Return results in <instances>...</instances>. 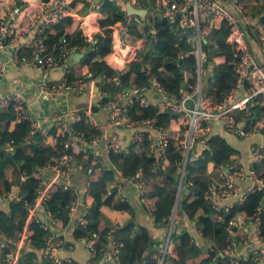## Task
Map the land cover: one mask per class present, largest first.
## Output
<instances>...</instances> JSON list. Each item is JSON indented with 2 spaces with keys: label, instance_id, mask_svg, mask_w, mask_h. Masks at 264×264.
I'll return each instance as SVG.
<instances>
[{
  "label": "built area",
  "instance_id": "obj_1",
  "mask_svg": "<svg viewBox=\"0 0 264 264\" xmlns=\"http://www.w3.org/2000/svg\"><path fill=\"white\" fill-rule=\"evenodd\" d=\"M4 1L0 0V3ZM14 1L8 11L0 14L6 15L4 18H0V48L5 45L7 40L14 44L10 56L7 59L0 60V79L5 74L9 64H31L43 73V78L39 82V90L46 97L50 94L83 93L87 89L90 79L95 77L91 70L74 79H70L69 75H63L59 79L49 80L46 76L50 69L59 66L67 67L68 59L71 57V50L76 48V46L69 48L65 45L68 42L66 33L59 37L58 44L54 46L52 51H47L48 48L45 43L44 32L49 29L53 22L59 21L65 15H68L69 5L66 0H53L51 2L48 0H22L25 2L23 5L20 0ZM229 1H158V6L164 14H177L180 12L183 15H187L186 17H192L193 19L196 32L192 49L195 57V84L192 91H186L182 98L175 100L168 89L160 83L159 79L146 69V82L138 83L132 81L128 86L121 87L115 94L108 95V98L104 101L103 98L107 94L102 91L103 94L99 103L107 109L109 123L128 128L139 127L131 138V144H144L148 133L142 128L143 125H149L158 131L156 142L153 143V146L156 147L157 155L165 157L170 144L171 138L167 128L156 125L154 119H136L130 114V109L134 104L138 103L143 106L149 103L148 94L150 91L158 95V99L153 103L156 107L162 110H170L180 117L182 129L176 144L185 157L188 156L196 139L210 134L215 121H219L225 130L239 138L264 133V110L254 118H251V111L249 110L250 103L253 100L258 98L264 100V65L257 61L246 42L247 13L244 9V4L236 1L234 7L230 8ZM30 10L32 11L31 13ZM23 14L35 15L30 19L28 28H34L38 32L36 37L30 41H25L23 31H17L15 28V24ZM217 19L226 21L233 37L230 47L234 55V84L222 99H216L212 95L204 94L201 90L203 63L205 61L203 44L207 41L209 35V31L201 28V23L203 21L208 23L209 20L214 21ZM150 33L156 39V29L151 28ZM27 45L33 48L31 55L24 52V48ZM85 51H87V48H85ZM97 77L102 82L106 76L102 74ZM243 89H246L247 92L242 96H238ZM8 108L13 110L15 122H28V143L38 141L36 138H32L36 133H39L44 138L47 137L50 128H47L31 112V104L19 93L0 92V113ZM238 109L244 111L242 118L237 117L236 110ZM64 113L66 111L55 113L52 116V122L62 133L67 134V139L64 142V147L67 148L70 147L77 137L72 125L64 118ZM82 117H85L97 132H94L88 139L80 140L79 150L82 152L81 158H78L75 152H63L46 165L52 174L49 186L72 189V177L78 169H86L84 170L87 175L86 184L89 186L91 174L94 170L92 162L96 157L95 147L97 144L104 140L110 150L114 152L120 150L119 144L114 137L101 133L100 124L93 112L74 113V121H78ZM128 148L122 150L126 152ZM251 151L253 161L257 164L248 168L239 164L236 166L232 165L231 169L221 171L219 180L209 182L204 191V199L211 206L215 221H224L223 212H230L236 205L242 204L250 193L262 191V202L256 211L253 213L238 211L227 218V244L214 255L212 264H259L264 257V221L262 220V214L264 213V177L262 176V169L260 170V163L264 158V145L254 143L251 145ZM85 160L89 161L87 168H84ZM27 176L28 174L21 173L22 180L26 179ZM133 176L136 178L137 187L143 188L145 178L142 168ZM246 178L251 179V183L246 187H242L238 182ZM110 192L111 190L108 189L107 193ZM36 195L35 199L30 200L24 197L19 187L12 188L10 192H7L6 197L0 196V204L2 199L23 201L30 221L37 223L46 232L43 238V245L40 248L48 263L64 264L65 261L71 262V258L61 257L58 253L62 244L60 236L55 237L50 233L56 227L57 221L52 210L45 204L48 195L43 189H38ZM175 210L176 205L166 225L165 237L160 243V256L157 258V264H165L167 256L171 255V233L177 216ZM30 239L31 233L29 230H22L17 240H13L0 231V264H14L16 248L22 242ZM86 241L93 260L98 247L92 240ZM239 243L246 247L245 253L237 251ZM117 247H114V245L110 246L109 251L112 256L108 264H120Z\"/></svg>",
  "mask_w": 264,
  "mask_h": 264
},
{
  "label": "crops",
  "instance_id": "obj_2",
  "mask_svg": "<svg viewBox=\"0 0 264 264\" xmlns=\"http://www.w3.org/2000/svg\"><path fill=\"white\" fill-rule=\"evenodd\" d=\"M20 1L22 2V5L25 3L22 0ZM48 1L51 2L53 0ZM158 1L159 0H73L68 6V15H65L59 21L53 22L48 30H50L51 33H57L58 30L63 28L68 39V42L65 45L69 48L76 46V48L71 50V57L68 59V66H59L50 69L47 72V78L49 80H56L63 75H72L76 78L77 76L90 71V64L85 62V48L87 47V43H89L91 47H94L98 36L106 37V44L112 50L107 53L104 58L119 72L125 70L128 63L132 61L139 62L142 65V68L148 67L149 59L145 56L151 51L152 46L151 41L148 38L147 29L154 28L153 23L156 18H163L171 29H173L177 37H186L188 43H190L191 48L193 49L196 32L192 17H186L187 15H183V13L180 12L177 14H164L158 6ZM236 1H239L246 6L247 45L254 53L257 61L264 65V25L259 21V17L264 14V0H230V8L234 7ZM14 2V0H5L3 3H0V14L8 11ZM130 4L133 5V7L130 6ZM137 8L145 9V15L143 16L135 12L134 10ZM140 11L142 12V10ZM31 12L32 11L30 10V13ZM5 16L6 15H0V18H4ZM33 16L35 15L23 14L15 24L17 31H23L25 41L32 40L36 37L38 32V30L34 28H28L29 21ZM108 19H115L116 22L113 24H107L112 30V33L106 35L104 28L101 27V21ZM73 39H75L76 42H72ZM13 46L14 44L10 40H7L5 45L0 48V60L7 59L10 56L13 51ZM192 49L190 50L191 53ZM32 51L33 48L30 45H27L24 48V52L28 55H31ZM74 52H78L76 57L73 54ZM135 75V72L131 73V81L135 80ZM42 78V71L31 64H9L5 74L0 79V92H15L23 96L31 104V112L40 119L47 128L55 127L52 122V116L55 113L66 111V113L63 114L64 118L72 125L74 123V113L83 111L93 112L96 120L100 124L101 133L103 135L114 137L119 144L120 150L113 151V155L119 154L121 151H124L122 149H126L132 145L131 138L135 130L139 129V127L135 126L128 128L109 123L108 111L99 103L103 94L99 77L95 76L91 78L87 89L81 94L69 92L61 95L50 94L48 97H46L45 94H41L39 90V82ZM115 78H118V75H115ZM195 78L196 72L188 70L186 67L181 98L186 91H192L195 84ZM206 87V72H204L201 80L202 92ZM246 92V89H243L239 92L238 96H242ZM204 94L206 93L204 92ZM148 96L149 103L151 104L158 99V95L152 91L149 92ZM173 98L177 100L174 95ZM94 106L95 108H93ZM236 111L237 117L242 118L243 115L239 117L238 114L243 110L238 109ZM177 117L178 118L172 119L167 127L170 138L174 141L176 148H178L176 143L182 129L181 119L179 116ZM8 122L9 120L7 119H0V129L7 128ZM10 124L11 130L17 127V123L14 120L10 122ZM142 128L148 133V137L146 138L147 142L143 145H135L134 150L139 154H157L156 147L153 146V143L156 142L158 131L149 125H143ZM56 133L65 136L67 139V134L62 133L57 127ZM212 133L220 134L225 137L237 149V153L232 156V162H228L225 165L219 164L217 166H214V163L210 162L208 168H204L194 162L195 169L190 173L191 178L184 181L187 160L193 162L206 147V143L202 137L196 139L187 157H185L178 148L182 155V169L179 177L175 205L177 211L180 213L177 222L178 224H182H174V227L177 234H181L184 231L189 232L191 239L197 245L202 247L201 252L198 255L187 259V264H199L203 258L211 255V252L214 251V246L211 244V241L203 235L202 223L199 220V215L203 213V209L198 208L194 216L189 217L187 212L181 211V208L178 207L179 197L181 196L183 199L188 200V202L196 197L195 191L191 189L193 180L196 178L206 180L208 186L209 182L219 180L221 177V171L231 169L232 165L236 166L239 164L248 168L251 165L257 164L253 161L251 145L254 143L264 145V133H257L244 138H239L225 130L219 121H215L211 130V134ZM55 143L56 136L47 135L46 138L38 142V145L42 147L52 145L54 147ZM5 147H8L9 150L13 148L9 143H7ZM25 150L26 152L31 153V146L25 147ZM124 153L127 154L128 151ZM95 155L96 157L92 162L94 164V170L91 174V180L100 178L102 174L101 167L109 166L115 170L114 179H110L106 182V190L108 191V189H110L111 192H105L104 198L109 197L110 195H112V197L109 202H105L101 205V226H105L108 221L117 225L129 220H135L138 227L137 230L139 231L140 228L144 227L149 231L151 242L157 243L154 245V247H156L155 249L152 248L153 245H151L149 251L152 252L146 254L148 259L143 264H149V262L153 260L157 261V258L160 256V243L165 237L167 226L164 221H156L155 219L154 210L156 209V198L153 195L156 185H163L168 180V175L166 173L154 172L152 174H146L144 175V187L140 189L137 187V181L133 175L127 176L123 173L121 168L123 159L119 158L120 164L111 160L112 156L110 154V149L104 140H101L95 147ZM261 169L263 171V167L260 165V170ZM15 174L16 170L14 165L8 164L5 166L4 176L0 178V195L2 197H6L7 192H10V189L12 190V188L19 187L20 192L22 193V185H13L8 189L7 182H14ZM32 175L40 179L36 192L38 189H43L48 195L45 202L46 204L51 195L57 190V188L49 186L52 174L45 165L44 167L33 171ZM86 181L87 175L84 169H78L72 177V190L74 192L68 221L64 225L57 224L50 233L55 237L60 236L62 239L61 247L58 250L61 257L71 258L79 264H97V262L99 264H108L112 256L109 251L110 246L114 245V247H117L119 245L118 241L114 239L113 234L110 231L104 236L100 232H93L92 236H75V229L77 228V225L85 223L86 219L83 216L87 213V209L91 204V199L87 198L89 187L86 184ZM238 183L242 187H246L251 183V179L246 178ZM48 187L49 189H47ZM81 192L85 193L83 202H80ZM118 202L128 203V206L125 208H118L115 206ZM7 204L8 200H1V207H8ZM206 204L211 208L207 202ZM31 225L30 219H27L22 230H29L32 235L34 230ZM21 231L18 232V237L20 236ZM86 240H92L95 244L99 245L97 246L99 248V255L101 254L99 259L92 260ZM180 241L181 239L179 236L172 239V252L171 255L167 256L166 264L171 263L172 257L177 258L176 247L180 244ZM238 247L237 251H240L241 253L246 252V247L242 243H239ZM29 250L34 251L33 255L26 254ZM219 250V248L215 249L214 253H218ZM15 253L16 260L14 264H18L19 261L22 262V264H49L47 259L43 256L41 248H33L31 239L22 242L16 248ZM214 253L211 257H214ZM259 264H264V257Z\"/></svg>",
  "mask_w": 264,
  "mask_h": 264
},
{
  "label": "trees",
  "instance_id": "obj_3",
  "mask_svg": "<svg viewBox=\"0 0 264 264\" xmlns=\"http://www.w3.org/2000/svg\"><path fill=\"white\" fill-rule=\"evenodd\" d=\"M73 0H66L69 5ZM180 1V0H177ZM244 9L247 13L246 6ZM64 20V19H63ZM259 21L264 25V14L259 17ZM115 19H108L101 21V27L104 28L106 35L112 33L107 24L115 23ZM153 27L156 29V39L150 33L148 28V38L151 41V51L146 54L149 59V66L142 68L139 62H130L123 71H118L112 67L106 60L105 55L112 49L106 44V37L98 36L96 44L91 47L89 43L86 44L87 51L85 53L86 61L90 64V70L95 76L105 74V79L100 82L102 91L107 94L103 101L108 98V95L115 94L121 87L128 86L131 81V73L135 72V80L138 83L147 81L145 70L148 69L160 81V83L168 89V91L179 100L182 93V85L184 81L185 68L195 71V57L190 52L191 45L188 43L186 37L179 38L175 35L173 29L163 18L154 19ZM203 30L209 31L208 39L203 44V50L206 59L203 63V73L206 72L207 87L203 89V93L214 96L216 99L225 97L234 84V55L231 50L230 44L232 43V34L229 26L224 19L209 20L208 23L203 21L201 23ZM64 33L63 28L58 30L57 33H51L50 30L44 32L48 46L47 51H52L55 45L58 44L59 37ZM72 42H76L75 39ZM118 75V78H115ZM70 79H74L71 75ZM95 108V106L93 107ZM249 110L251 111V118L258 116L264 110V100L258 98L250 103ZM7 111V112H3ZM0 113V119L9 120L7 128L0 129V178L4 176V168L6 165L11 164L15 166L16 176L12 183L7 182L10 189L13 185H22V194L27 199H35L36 189L39 185L40 179L32 175L33 171L44 167L53 160L54 157L63 152H75L78 158H81L82 152L79 150V143L82 139H88L97 130L90 125V123L82 117L78 121H74L72 128L75 132L77 139L70 145L64 147L66 140L65 136L56 133V127H51L49 136H56V143L52 145L39 146L38 142L44 137L36 133L32 138L38 141L33 143L27 142L29 133V124L27 121H18L17 127L11 130V124L14 118V113L11 108L3 110ZM244 111H241L238 116H242ZM130 114L136 119H154L155 124L167 128L172 119L178 118L177 114L170 110H161L154 104H147L141 106L136 103L130 109ZM264 127V125H263ZM205 140L206 147L192 162L187 160L184 172V181L191 178V171L195 169L194 162L202 167H207L210 162L214 166L219 164H226L232 162V156L237 153V149L220 134H210L202 137ZM147 139L144 140V144ZM9 143L13 148L9 150L5 147ZM31 146V153L26 152L25 147ZM134 144L128 148V153L121 151L119 154L113 155L110 150L111 160L119 163V158H122V171L125 175H134L139 168L143 169V175L154 173H166L168 180L163 184H157L155 187L154 195L156 198V209L154 215L156 221H164L167 225L169 217L173 212L176 203V194L179 183V177L182 169V155L174 141L171 140L166 151L165 157H161L156 153L150 155L139 154L134 150ZM89 161H84V168H87ZM263 167L262 176L264 177V158L260 163ZM102 174L99 179L91 180L89 184L88 199H91V204L84 215L85 223L77 225L75 229V236H92L93 232H100L103 236L110 231L119 245L120 264H143L147 261L146 254L151 245L154 247L156 242H151L149 231L144 227L138 231L137 223L135 220H129L122 224H112L107 222L105 226H101L102 211L101 205L111 200L112 195L104 198L106 190V182L114 179L115 170L109 166L101 167ZM86 170V169H84ZM21 173L28 174L27 178L22 180ZM24 186V187H23ZM207 188V181L200 178L193 180L191 189L195 191V196L192 201L183 199L181 196L178 199V207L181 211L187 212L189 217H193L198 208L203 209V213L199 215V220L202 223L203 235L206 236L215 249H221L226 244V225L227 218L238 211H247L253 213L262 202V191H255L250 193L246 200L236 205L232 211L223 212L224 221H215L213 219V211L206 204L204 199V191ZM73 190L71 188L57 190L51 195L46 203L55 215L57 224L64 225L69 218V210L72 204ZM1 196V195H0ZM8 207H1L0 205V231L13 240L18 239V232H20L29 219L28 211L24 206L23 201H10L8 200ZM118 208H125L128 203L118 202L115 204ZM264 221V213L262 214ZM33 233L31 235V244L33 248H39L43 245V238L46 232L39 227L37 223L31 222ZM179 236L181 241L177 245V258H171L170 264H187V259L196 256L201 252L202 247L197 245L192 239L189 232L184 231L177 234L175 227L171 233L172 239ZM104 239V238H103ZM96 246H99L96 244ZM148 250V251H147ZM211 255L203 258L199 264H212L213 257ZM220 251V250H219ZM218 251V252H219ZM34 251L29 250L26 254H32ZM215 254V253H214ZM101 255V254H100ZM99 248L94 259H99ZM22 264V262H18ZM64 264H79L76 261H65ZM97 264H99L97 262ZM149 264H157L156 260L150 261ZM166 264V260H165Z\"/></svg>",
  "mask_w": 264,
  "mask_h": 264
},
{
  "label": "water",
  "instance_id": "obj_4",
  "mask_svg": "<svg viewBox=\"0 0 264 264\" xmlns=\"http://www.w3.org/2000/svg\"><path fill=\"white\" fill-rule=\"evenodd\" d=\"M130 6H132L133 7V5H131L130 4ZM140 10H142V12L140 11ZM135 12H137V13H139V14H141V15H145V13H146V10L145 9H135L134 10ZM204 41H206V39H204ZM74 54V56L76 57L77 56V54H78V52H74L73 53ZM84 196H85V193L84 192H81L80 193V202H83L84 201ZM174 208H175V206H174Z\"/></svg>",
  "mask_w": 264,
  "mask_h": 264
},
{
  "label": "rangeland",
  "instance_id": "obj_5",
  "mask_svg": "<svg viewBox=\"0 0 264 264\" xmlns=\"http://www.w3.org/2000/svg\"><path fill=\"white\" fill-rule=\"evenodd\" d=\"M192 147H193V146H192ZM175 212H176V215H177V216H176V218H175L174 224H175V225H181L182 223H181V224H178V222H177V221L179 220V215H180V213L177 211V209L175 210ZM177 219H178V220H177ZM176 222H177V223H176ZM174 224H173V226H174ZM173 229H174V228H173Z\"/></svg>",
  "mask_w": 264,
  "mask_h": 264
}]
</instances>
